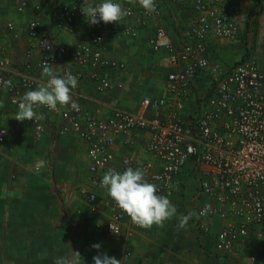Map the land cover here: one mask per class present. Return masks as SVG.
Wrapping results in <instances>:
<instances>
[{
    "label": "crops",
    "instance_id": "crops-1",
    "mask_svg": "<svg viewBox=\"0 0 264 264\" xmlns=\"http://www.w3.org/2000/svg\"><path fill=\"white\" fill-rule=\"evenodd\" d=\"M192 1L162 0L161 16L145 18L139 36L133 38L125 34L129 20L124 18L117 23L101 21L96 25H89L85 16L57 22L56 13L74 0H0V48L10 61L11 72L7 77L12 81V87L7 90L0 86L3 105L0 130L6 131L5 140L0 142V264H55L58 257H70L72 250L80 253L79 264H94L93 257L98 252L91 246L96 243L101 244V253L121 260V264H264V240L255 237L238 243L230 257L212 254V236L232 217L215 219L212 235L199 240L195 217L189 220L187 230L178 231V218L166 221L163 228L154 225L145 229L124 213L121 234L112 237L106 232V225L118 208L106 190L92 183L89 142L75 133L60 132L66 124L62 112L71 107L58 106V111L36 109L45 116L41 120L45 129L41 139L36 137L33 121L12 118L18 111V103L13 100L19 101L26 91L35 90L46 79L38 67L47 55L40 47L42 36L48 37L55 48L66 47L72 53L81 45L96 47L92 38L103 35V55L116 64L100 71L111 81L109 90L99 89L95 68L74 64L71 55L58 56L55 65L61 76L67 71L81 75L71 95L85 113L107 120L112 115L114 101L131 112L143 110L141 101L145 95L173 101L177 95L169 92L167 77L178 67L170 64L164 45L156 51L150 40L163 28L167 34L163 44L180 50L189 42L185 35L197 17ZM214 1L222 0H207L210 4ZM234 3L240 13L239 37L246 40L238 37L229 43L210 36L206 42L209 58L218 64L221 78L240 60L247 59H254L264 73V0H234ZM121 5L130 6L143 16L139 3L122 0ZM32 22L38 23L36 35L29 29ZM27 78L32 80L30 85H25ZM216 85L211 74L204 72L189 87L182 88L181 96L186 102L184 115L188 120L192 119L193 110L216 93ZM150 110L144 108L145 112ZM176 112L173 106L165 109L167 115ZM150 136L143 130L118 135L110 149L113 160L107 170L120 171L124 161L130 159L133 169L152 164L153 173L161 172V164L147 150ZM210 169L206 164L190 161L176 177L179 183L176 192L158 191L176 206L177 217L196 212L198 207L210 202L208 195L199 190L200 180ZM147 181L155 184L150 179ZM91 192L98 195L94 204L89 201ZM63 234L68 236L59 241ZM252 257L255 260L250 262Z\"/></svg>",
    "mask_w": 264,
    "mask_h": 264
},
{
    "label": "built area",
    "instance_id": "built-area-1",
    "mask_svg": "<svg viewBox=\"0 0 264 264\" xmlns=\"http://www.w3.org/2000/svg\"><path fill=\"white\" fill-rule=\"evenodd\" d=\"M113 2L121 4L122 0ZM214 2L193 1L197 17L187 33L190 41L180 50L170 44H163L167 38L163 28H159L150 40L151 47L156 51L164 45L168 50L170 64L178 67L177 71L171 72L167 77L169 92L177 95L173 101L145 95L141 101L143 110L139 112L125 110L120 107L119 101H114L111 105L112 115L107 120L85 113L80 107L75 110L70 108L62 112L66 124L60 132L75 133L89 142L91 180L99 187L103 177L100 172L107 170L113 160L110 149L115 138L121 134L131 135L136 130L147 131L151 135L147 150L161 164V172L153 173L152 164H146L143 168L146 170V180L155 182L159 192H176L179 186L176 177L190 161L210 166V173L199 182V190L211 199L198 207L197 213H202L197 219L200 223V237L208 239L212 235V223L215 219L227 220L232 217L227 225L212 236V254L227 258L232 256L236 245L246 239L255 237L264 240V73L254 59H247L240 60L221 78L218 64L209 58L206 42L210 36L235 41L240 34V13L234 0ZM82 3L83 0H74L72 5L62 7L56 13L57 22L62 18L70 21L77 16L83 17ZM161 3L162 0H156V12L148 13L143 9V18L132 7L121 5L129 12L124 17L129 20L125 34L138 37L145 18L161 16ZM34 25L36 26L33 27ZM29 29L33 35L38 34V23L32 22ZM102 38L103 35L92 38L96 47L81 45L71 53L66 47L55 48L48 37L42 36L40 47L47 55L38 67L42 69L46 60L56 65L58 56L71 55L70 59L74 64L83 68L89 65L95 68L94 71L99 73V89L109 90L111 81L107 75L100 74V71L116 64L104 57ZM10 72V61L4 57L0 48V86L3 81L8 80L7 74L10 76ZM204 72L211 74L213 83L217 84V91L203 105L193 110L192 119L188 120L184 115L186 102L181 96L182 88L189 87L193 79ZM70 73L77 80L81 78L80 74ZM24 82L25 85H30L32 80L27 78ZM13 103L18 101L13 100ZM169 106L177 110L176 114L165 113ZM144 108L151 110L145 112ZM33 124L36 137L43 138V123L33 121ZM5 137L6 131L0 130V142ZM131 164L130 159L125 160L119 172L122 173ZM96 200L97 195L92 193L90 203ZM206 205L210 207L206 209ZM123 220L124 212L118 208L108 221L106 232L112 237H119ZM254 260V257L249 259L250 262Z\"/></svg>",
    "mask_w": 264,
    "mask_h": 264
},
{
    "label": "clouds",
    "instance_id": "clouds-1",
    "mask_svg": "<svg viewBox=\"0 0 264 264\" xmlns=\"http://www.w3.org/2000/svg\"><path fill=\"white\" fill-rule=\"evenodd\" d=\"M136 2L146 12H156V0H136ZM81 12L87 18L89 25H96L101 21L105 24L117 23L129 15L128 10L113 0H101L99 3L83 0ZM41 76L46 79L39 83L35 90H28L23 94L18 101V111L12 118L20 122L41 121L45 119V116L36 111L37 108L41 107H46L51 111H58V106H70L71 109H78L79 106L71 95L72 90L78 87V80L75 76L70 72L61 76L56 71L55 65L48 63V60L42 64ZM2 83L6 90L12 87L11 80ZM0 108H3L2 104H0ZM145 177L146 170L142 168L128 167L122 173L109 168L102 177L100 187L105 189L106 194L115 202L116 206L141 228L149 229L154 225L163 228L166 221L178 218L177 230H187L189 220L193 217L198 219L199 215L202 214L197 213V209L196 212L191 211L186 215L177 217L176 206L166 195L158 194L157 186L148 182ZM92 193L95 192H91L89 197ZM209 207L208 205L205 206L206 209ZM197 224L200 230L198 220ZM200 238L199 231V240ZM91 247L98 252L93 257L94 264H121V260L111 257L107 253H101L99 251L101 244L96 243ZM81 259L80 253L72 250L70 257H58L55 259V264H79Z\"/></svg>",
    "mask_w": 264,
    "mask_h": 264
},
{
    "label": "rangeland",
    "instance_id": "rangeland-1",
    "mask_svg": "<svg viewBox=\"0 0 264 264\" xmlns=\"http://www.w3.org/2000/svg\"><path fill=\"white\" fill-rule=\"evenodd\" d=\"M244 31V30H243ZM252 31V30H251ZM244 35H247V31H245V33H244ZM239 37V36H238ZM241 40H246V39H243L241 36L239 37ZM238 38V39H239ZM226 41H228V40H226ZM229 43L231 42V43H233L232 41H228ZM242 42V44H244L243 46H246V44H245V42H243V41H241ZM68 235L67 234H63L61 237H58V240L59 241H62L60 238H62V237H67ZM207 254H208V252H207Z\"/></svg>",
    "mask_w": 264,
    "mask_h": 264
}]
</instances>
